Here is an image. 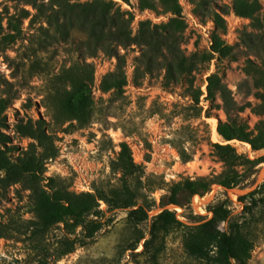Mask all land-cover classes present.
Wrapping results in <instances>:
<instances>
[{"label": "rangeland", "instance_id": "374dc122", "mask_svg": "<svg viewBox=\"0 0 264 264\" xmlns=\"http://www.w3.org/2000/svg\"><path fill=\"white\" fill-rule=\"evenodd\" d=\"M110 1L133 17L134 34L146 26L196 65L177 69L166 49L168 56L147 65L138 44L120 47L119 59L102 50L106 32L85 26L76 10L71 23L58 25L47 15L57 6L51 0L47 14L27 0H0V102L7 101L2 132L9 137L8 147L0 137V149L42 162L35 181L9 184L0 170V264H264V149L245 141L259 144L264 134V0H170L172 9L159 10L142 0L72 3ZM31 120L34 138L21 131ZM124 143L134 173L121 169ZM234 177L239 183L226 187ZM186 179L207 180L211 189L183 194L184 205L173 209L172 189ZM31 186L103 192L109 202L100 200L98 217L45 227ZM127 188L148 220L116 203L130 197ZM218 205L232 212L221 224L236 239L239 258L231 262L218 241L205 257L187 248ZM164 209L177 220L155 223Z\"/></svg>", "mask_w": 264, "mask_h": 264}, {"label": "trees", "instance_id": "16d2710c", "mask_svg": "<svg viewBox=\"0 0 264 264\" xmlns=\"http://www.w3.org/2000/svg\"><path fill=\"white\" fill-rule=\"evenodd\" d=\"M53 11L48 13V5L45 0H27V3L32 5L38 13H48L50 23H57L63 25L65 21L71 23L72 14L76 10L77 15H73L80 19L85 26L89 27L92 31H104L106 35L102 42V50L107 54L122 58L120 47L127 48L133 44L142 46V56L147 60V65L159 61L160 58L168 56V52L173 55L171 65L178 67L177 69L184 70L188 64V68L196 65L195 63L190 66L192 57L186 56L179 46L170 39L157 37L149 28L144 26L139 33L134 34L132 31L133 17L122 10L121 6H117L116 2L110 1L105 3L103 7L96 6L91 8H79L77 3H72V0H51ZM127 1V0H124ZM69 2L72 3V9H68ZM142 6L145 8L159 10L160 4L166 9H172L170 0H142ZM87 5V4H85ZM76 6V7H75ZM144 24V23H143ZM142 24V25H143ZM166 49V50H165ZM162 55V56H160ZM169 60V59H168ZM182 68V69H181ZM6 99L0 102V137L2 138L5 147L9 142V137L5 132H2L3 127V113L5 111ZM30 126H21V131L26 136L36 137L38 135V128H34L32 120L29 122ZM261 142L258 144L255 138L246 137L245 141L250 142L255 150L264 149V134L261 135ZM8 147V146H7ZM123 155H121L120 166L124 173H134L136 165L133 162L130 150L126 143L123 144ZM127 152V155L125 154ZM42 166L41 160L34 154L28 152L23 157L12 158L6 150L0 149V170L5 172V179L9 184H17L25 181H35L36 176ZM234 184L230 181L224 182L226 187H233L239 183L238 178L232 179ZM211 189V183L207 180H192L186 179L184 182L176 184L172 189L171 199L169 204L184 205L181 196L186 194L188 197L195 195L204 196ZM32 196L34 199L35 210L45 227H49L55 223H69L71 221L82 223L88 220L90 215L99 216L100 200H107L105 194L102 192L99 195L93 193L83 194H69L63 190L48 191L44 186L40 188H33L31 186ZM130 197L127 199H120L116 203L123 208H130L131 216L141 221L149 219V210L144 206L134 208L132 191L127 188ZM261 191L264 192V182L261 185ZM117 195V194H116ZM245 199L244 197H241ZM253 203L256 200L252 201ZM211 210L214 216L211 220L203 222L197 228L201 230L200 235H191L187 240V248L194 256L205 257L207 246L213 242H219L221 253L226 262H231L233 259H238V247L236 239L228 231L222 229L221 224L228 221L231 216V210L225 208L223 205L212 206ZM156 221H163L164 224H169L176 221V214L174 211L164 209L162 212L155 216ZM89 223H96V220H90ZM156 224H153V229ZM88 229V227H87ZM99 228H91L89 231V238L96 234ZM148 241L145 242V245ZM136 249V248H134ZM72 251V250H69Z\"/></svg>", "mask_w": 264, "mask_h": 264}, {"label": "bare ground", "instance_id": "6f19581e", "mask_svg": "<svg viewBox=\"0 0 264 264\" xmlns=\"http://www.w3.org/2000/svg\"><path fill=\"white\" fill-rule=\"evenodd\" d=\"M173 209H181L178 205H173Z\"/></svg>", "mask_w": 264, "mask_h": 264}]
</instances>
